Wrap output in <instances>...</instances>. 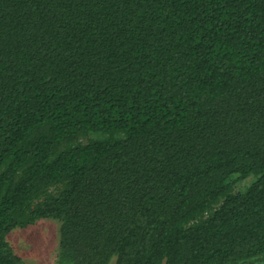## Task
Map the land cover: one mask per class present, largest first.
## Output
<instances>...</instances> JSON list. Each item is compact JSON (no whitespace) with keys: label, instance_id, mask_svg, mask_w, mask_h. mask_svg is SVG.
Returning <instances> with one entry per match:
<instances>
[{"label":"trees","instance_id":"trees-1","mask_svg":"<svg viewBox=\"0 0 264 264\" xmlns=\"http://www.w3.org/2000/svg\"><path fill=\"white\" fill-rule=\"evenodd\" d=\"M42 219L56 264H264V0H0V264Z\"/></svg>","mask_w":264,"mask_h":264},{"label":"rangeland","instance_id":"rangeland-1","mask_svg":"<svg viewBox=\"0 0 264 264\" xmlns=\"http://www.w3.org/2000/svg\"><path fill=\"white\" fill-rule=\"evenodd\" d=\"M249 182L241 184L243 190ZM60 225L54 219H42L24 229H15L8 242L23 264H56Z\"/></svg>","mask_w":264,"mask_h":264}]
</instances>
